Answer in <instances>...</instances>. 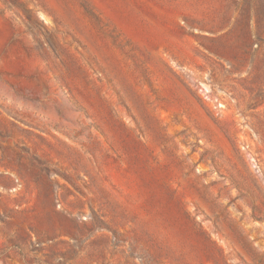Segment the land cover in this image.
Segmentation results:
<instances>
[{
    "label": "rangeland",
    "instance_id": "1",
    "mask_svg": "<svg viewBox=\"0 0 264 264\" xmlns=\"http://www.w3.org/2000/svg\"><path fill=\"white\" fill-rule=\"evenodd\" d=\"M0 264H264V0H0Z\"/></svg>",
    "mask_w": 264,
    "mask_h": 264
},
{
    "label": "built area",
    "instance_id": "2",
    "mask_svg": "<svg viewBox=\"0 0 264 264\" xmlns=\"http://www.w3.org/2000/svg\"><path fill=\"white\" fill-rule=\"evenodd\" d=\"M200 94H201V97L204 98V99H211L209 93L207 92V90H203L202 88H200ZM214 100L216 101V104L219 107H224L223 103L221 101H219L218 98L215 97ZM252 163H253V165L255 167V162L252 161Z\"/></svg>",
    "mask_w": 264,
    "mask_h": 264
}]
</instances>
